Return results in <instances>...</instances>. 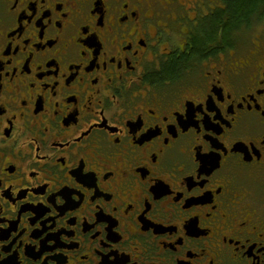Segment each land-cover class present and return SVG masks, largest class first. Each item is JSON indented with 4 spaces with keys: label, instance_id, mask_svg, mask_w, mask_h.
Segmentation results:
<instances>
[{
    "label": "flooded vegetation",
    "instance_id": "1",
    "mask_svg": "<svg viewBox=\"0 0 264 264\" xmlns=\"http://www.w3.org/2000/svg\"><path fill=\"white\" fill-rule=\"evenodd\" d=\"M230 0H0V264H264V17Z\"/></svg>",
    "mask_w": 264,
    "mask_h": 264
},
{
    "label": "trees",
    "instance_id": "2",
    "mask_svg": "<svg viewBox=\"0 0 264 264\" xmlns=\"http://www.w3.org/2000/svg\"><path fill=\"white\" fill-rule=\"evenodd\" d=\"M229 14L233 21L231 29L247 20L251 14L264 17V0H230Z\"/></svg>",
    "mask_w": 264,
    "mask_h": 264
}]
</instances>
